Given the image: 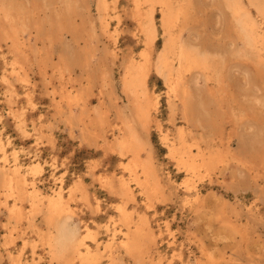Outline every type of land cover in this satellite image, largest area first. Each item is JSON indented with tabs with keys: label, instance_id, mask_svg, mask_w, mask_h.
<instances>
[{
	"label": "rangeland",
	"instance_id": "rangeland-1",
	"mask_svg": "<svg viewBox=\"0 0 264 264\" xmlns=\"http://www.w3.org/2000/svg\"><path fill=\"white\" fill-rule=\"evenodd\" d=\"M14 1L17 5L16 2L21 0ZM27 1L22 0L17 6L26 19L25 27L19 33H22L21 52L27 55L24 74L28 82L10 73L12 66L9 61L13 54L8 50L12 49V40L10 42V38L4 35L0 41V138L9 157L7 165L1 162L0 169L13 171L17 159L22 175L34 180V186L44 197L53 193L56 187L58 189L63 181L68 214H73L68 220L69 224L75 225L77 238L82 237L87 229L95 236L85 238L90 248L96 251L97 259L93 264H264V62L260 61L261 58L264 60V51L259 55L256 49L244 43L237 16L225 3L227 0H184L185 3L176 0L186 8L179 14L174 30L182 36L181 40L189 42L191 48H201L206 44L211 48H221L216 57L227 86L222 89L224 92L220 90L216 104L210 106L211 114L217 118L216 123L221 128L214 134L219 158L211 167L199 166L195 172L172 156L167 144L178 138L179 130H184L185 137L192 144V153L196 155L194 144L201 142L204 128L212 135L211 131L217 125L201 126V107L198 97L195 99L204 84L200 68L190 66L182 71L193 95L185 113L181 100L172 93L170 83L154 65L167 37L161 26V3L141 0V9L152 12L157 26L155 40L151 43L139 17H136V0H105L108 4L105 11L99 6L102 0ZM239 1L264 38V0L260 1L261 6L249 0ZM253 6L263 9L260 12V8L258 11ZM144 50L150 53L146 89L154 114L151 113L147 121L136 116L133 120L144 144L140 156L142 159L150 158L158 180L151 195L144 193L125 169L130 156L123 159L106 145L124 132V120L120 118L119 109L126 110V115L130 114L132 103L120 84L125 63L142 61ZM192 72H196L195 75ZM6 76L9 78L5 79ZM192 76L200 79H197L198 84L193 83ZM7 81L14 90L9 89ZM29 93L31 96L28 97ZM79 93L83 94L82 99L72 101V104L66 98L68 94L74 96ZM98 114L105 117L104 125L100 127L90 123ZM33 162H38L42 169L40 172H30ZM107 176L113 178L112 184L127 180L132 195H123L119 189L107 184L103 180ZM77 180L82 181L85 190H77L71 198L69 192ZM1 186L2 182L0 199H4ZM12 202L10 198L7 205ZM43 204L42 210L30 213V202L23 200L24 216L15 222L8 217L5 205L0 203V264H13L17 258L18 264H31L33 258L32 264H57L53 257L56 247L51 250L46 244L49 226L44 215L46 204ZM118 206L127 209L134 225L141 223L145 227L139 239L141 251H128L122 245L125 226Z\"/></svg>",
	"mask_w": 264,
	"mask_h": 264
},
{
	"label": "bare ground",
	"instance_id": "bare-ground-1",
	"mask_svg": "<svg viewBox=\"0 0 264 264\" xmlns=\"http://www.w3.org/2000/svg\"><path fill=\"white\" fill-rule=\"evenodd\" d=\"M16 1V0H15ZM14 1V2H15ZM19 1V0H18ZM22 1V0H21ZM19 1V2H21ZM29 1V0H28ZM27 1V2H28ZM33 1V0H32ZM48 1V0H47ZM145 2L148 1H154V0H143ZM156 1V0H155ZM160 2L161 4V12H162V24L161 26L164 28L165 32L167 33V37L164 40V43L159 51V54L157 56V61L156 64H154L157 68V70L159 71L160 74H162V76H164L165 80L170 83L171 89L175 94V96L177 95L178 98L181 100L183 108H184V112L187 113L188 109H189V102L192 103L193 100V95L190 92V88L191 86L186 84L184 79V74L182 73V71L184 70V68L186 67V69L190 66L194 67L197 66L198 68H200V74L203 78V86L201 88V92L199 93L198 96H195V99L199 100V106L201 107V111L200 112V118L202 119L201 122V126L205 127L207 125H211L214 124V126L216 127L217 123H216V117L211 114L210 111V106L213 103L214 105L216 104V102L220 99V95L219 92L220 90H224L225 84H224V74L221 71V69L219 68V60H217L216 56H219V49H221L218 46H215V48H211V45H204L201 48H191L189 46V42L186 40H181L180 34L178 32H176L174 30V26L177 24L178 19H179V14H181V12H184V8H186L184 5L182 6L181 4H179V1L176 3V0H157V2ZM184 1V0H183ZM261 0H249L248 2L251 3H256L258 4V6H261ZM19 2L16 4L18 5ZM43 2V1H42ZM111 2V1H110ZM120 2V1H119ZM118 2V3H119ZM245 2V0H244ZM247 2V3H248ZM109 3V1H108ZM152 3V2H151ZM185 3V1H184ZM188 2H186L187 4ZM225 3H227V6L229 8H231L233 10V13L237 16L238 19V26L240 27V32L243 36L244 39V43L246 45H248L249 47H253L254 49H256V51L258 52L259 55H261V53L264 51V38L263 36L259 33L260 31L256 30V25L255 23L250 20V18L247 15L246 9L244 8V5L242 4L241 1L239 0H227L225 1ZM260 3V4H259ZM264 3V2H263ZM262 3V4H263ZM29 4V3H28ZM47 4V3H46ZM57 4V3H56ZM114 4V3H113ZM121 4V3H120ZM17 5H15L13 3V0H0V41L2 39V37H9L10 38V42L12 40V46L9 49L8 52H10L12 55L9 64H11L12 69L10 70V73L13 76H17L19 78H21V80H23L24 82L28 80L26 79V76L24 74V70L26 69L25 67V63L26 62V54L21 52V46H20V34L19 33L24 27H25V18L23 16L22 13V9L19 8ZM27 5V4H26ZM59 5V4H58ZM144 5V4H143ZM147 5V4H146ZM181 5V6H180ZM249 5V4H248ZM247 5V6H248ZM253 5V4H251ZM264 5V4H263ZM46 6V5H44ZM43 6V7H44ZM57 6V5H55ZM99 6L102 8V11H105L108 9V4L105 0H102L99 2ZM113 6V5H112ZM121 6V5H120ZM126 6V5H125ZM133 6V5H132ZM145 6V5H144ZM24 7V5L22 6ZM113 7H117V6H113ZM122 7V6H121ZM130 7V5H129ZM160 7V6H159ZM254 7V6H253ZM25 8V7H24ZM27 8V7H26ZM112 8V7H111ZM124 8V7H122ZM127 8V7H126ZM158 8V5H157ZM256 8V7H254ZM260 8V7H258ZM258 8H256V10H258ZM40 9V8H39ZM129 9V8H128ZM153 9V6H152ZM260 8V12H261ZM28 10V9H27ZM25 10V11H27ZM73 10V9H72ZM133 10V9H132ZM151 10V9H150ZM251 10V9H250ZM43 11V10H42ZM46 11V10H45ZM48 11V10H47ZM46 11V12H47ZM130 11V10H129ZM136 14L138 16H135L139 19L140 24L142 26V28L144 29L146 36L149 38V42H154L155 37H156V27H155V20L153 18L152 12H144L141 9V0H136V7L135 10ZM160 11V10H159ZM259 11V10H258ZM41 12V11H40ZM53 11H49L47 13H52ZM65 12V10H64ZM73 12V11H72ZM121 12V11H120ZM44 14V12H42ZM66 13V12H65ZM70 13V12H69ZM114 13V12H112ZM119 13V12H118ZM116 13V14H118ZM131 13V12H130ZM259 13V12H257ZM25 14V12H24ZM28 14V13H27ZM62 14V13H61ZM107 14V13H106ZM126 14V13H124ZM157 14V13H156ZM161 14V13H160ZM53 15V14H52ZM102 15V14H100ZM104 15V14H103ZM109 15V14H108ZM115 15V14H114ZM113 15V16H114ZM129 15V14H128ZM158 15V14H157ZM45 17V15H43ZM49 16V15H48ZM65 16V15H64ZM62 16V17H64ZM68 16V15H67ZM107 16V15H106ZM112 16V15H111ZM118 16V15H117ZM251 17L253 15H250ZM42 17V16H41ZM60 17V16H58ZM102 16H100V20ZM105 17V16H104ZM120 17V15H119ZM160 17V16H159ZM158 17V18H159ZM31 18V17H30ZM36 18V17H35ZM67 18V17H66ZM65 18V19H66ZM69 18V17H68ZM112 17H110L111 19ZM117 18V17H116ZM156 18V17H155ZM256 18V17H255ZM34 19V18H33ZM37 19V18H36ZM47 19V18H46ZM62 19V18H61ZM71 19V18H69ZM104 19V18H103ZM157 19V18H156ZM161 19V18H159ZM259 20V18H257ZM29 20V19H28ZM32 20V18H31ZM45 20V19H44ZM53 20V18H52ZM136 20V19H135ZM35 21V19H34ZM38 21V20H37ZM51 21V20H50ZM59 21V20H58ZM56 21V22H58ZM63 21V20H62ZM65 21V20H64ZM69 21V20H68ZM106 21V20H104ZM119 21V18H118ZM117 21V22H118ZM235 21V20H234ZM33 22V21H32ZM36 22V21H35ZM55 22V23H56ZM71 23V21H69ZM112 22V21H111ZM256 22V21H255ZM258 22V21H257ZM262 22V21H261ZM159 23V22H158ZM264 23V22H263ZM34 24V23H33ZM61 24V21L60 23ZM64 24V23H62ZM102 24V23H101ZM39 25V24H37ZM58 25V24H57ZM180 25V24H179ZM30 26V25H29ZM36 26V25H34ZM103 26V25H102ZM178 26V25H177ZM260 26V25H258ZM257 26V27H258ZM61 27V26H60ZM65 27V25H64ZM63 27V29H64ZM108 27V25H107ZM105 26V28H107ZM32 28V27H30ZM29 28V29H30ZM59 28V27H58ZM177 28V27H176ZM35 29V27H34ZM33 29V30H34ZM62 30V28H60ZM59 29V30H60ZM108 29V28H107ZM158 29V28H157ZM258 29V28H257ZM112 30V29H111ZM110 30V31H111ZM138 30V29H137ZM142 30V29H141ZM178 30V29H177ZM30 31V30H29ZM32 31V29H31ZM35 31V30H34ZM108 31L109 30H106ZM143 31V32H144ZM45 32V31H44ZM49 33V31H47ZM52 32V31H51ZM107 32V35H108ZM158 32V31H157ZM28 33V32H27ZM54 33V32H53ZM106 33V32H105ZM139 33V31H138ZM144 33V34H145ZM25 34V33H24ZM35 34V33H34ZM111 34V33H110ZM109 34V35H110ZM160 34V33H159ZM5 35V36H4ZM115 35V33H114ZM34 36V35H33ZM37 36V35H35ZM139 36V34H138ZM166 36V35H165ZM24 37V36H23ZM46 37V36H45ZM44 37V38H45ZM110 37V36H109ZM112 37V34H111ZM147 37H145L147 39ZM25 38V37H24ZM23 38V40H24ZM37 38V37H36ZM42 38V36H41ZM40 38V39H41ZM6 39V38H5ZM30 39V38H29ZM28 39V40H29ZM39 39V40H40ZM141 39V38H140ZM47 40V39H46ZM138 40V39H137ZM145 40V39H142ZM141 40V41H142ZM147 40V41H148ZM3 41V40H2ZM31 42H34V40H30ZM38 41V40H37ZM29 42V41H27ZM30 42V43H31ZM36 42V41H35ZM44 40H43V44H44ZM147 42V43H149ZM24 43V42H23ZM144 43V42H143ZM7 44V43H6ZM11 44V43H10ZM22 44V43H21ZM4 45V44H3ZM26 45V44H25ZM38 45V44H37ZM144 45V44H143ZM146 45V43H145ZM151 45V44H149ZM153 45V44H152ZM155 45V43H154ZM23 46V45H22ZM31 45H29L30 48ZM2 47L1 42H0V48ZM48 47V46H47ZM157 47V46H156ZM32 48V47H31ZM116 48V47H114ZM118 48V47H117ZM148 48V47H147ZM151 48V47H150ZM23 49V47H22ZM25 49V48H24ZM40 49V47L38 48V50ZM105 50H107V48H105ZM109 50V49H108ZM155 50V49H154ZM110 51H112L110 49ZM109 51V52H110ZM39 52V51H38ZM134 52V51H133ZM3 53H7V52H2ZM107 53V52H106ZM112 54H114L113 52H111ZM118 53V52H117ZM9 54V53H7ZM110 54V53H109ZM39 55V54H38ZM119 55V54H116ZM153 55V54H152ZM1 56V55H0ZM4 56V55H2ZM30 56V55H29ZM142 61L140 62H135L131 61L128 65L127 62L126 67H125V72L122 78V83H120L121 85H123V90H124V94H127L130 97L131 100V108H130V114L126 115L124 112L126 110H120V118H122L124 120V132L123 134L114 139L112 142H110L109 144L106 143V145L117 151V153H119L121 156L124 157L126 156H130L129 160L125 163L124 167L127 171H129L130 175L132 176V179L135 181V184L146 194L151 195L152 193L155 192L156 188H157V176H156V172L155 169L152 165V162L150 160V158H146V159H142L140 154L141 151L144 149V144L143 142L140 140L139 135L136 132L135 126H134V120L133 117L136 116L137 118H139L141 121H147L148 118L151 115V108H152V102L150 101V99L147 96V85H146V79L147 75H148V69L150 66V53L147 50H144L142 52ZM7 57V56H6ZM123 57V56H122ZM132 54L130 56V60H131ZM135 57V56H134ZM140 57V56H139ZM156 57V56H155ZM246 58V57H244ZM136 59V57H135ZM153 59V58H152ZM253 59V58H252ZM257 59V58H256ZM255 59V60H256ZM2 60V59H1ZM44 60V59H43ZM64 60V59H63ZM105 60V59H103ZM137 60V59H136ZM141 60V59H140ZM5 61V60H2ZM262 62H264V60L261 58ZM122 62V61H121ZM152 63V61H151ZM7 64V63H4ZM8 64V65H9ZM124 64V65H125ZM123 65V66H124ZM27 66V65H26ZM106 67V66H105ZM108 67V66H107ZM155 68V67H154ZM229 68V67H228ZM59 69V68H57ZM104 69V68H102ZM153 69V68H152ZM195 69V68H193ZM225 69V68H224ZM258 69V68H257ZM260 69V68H259ZM262 69V68H261ZM27 70V69H26ZM189 70V69H188ZM192 70V69H191ZM226 71L229 72V70L226 69ZM8 72V71H7ZM111 72V71H110ZM184 72V71H183ZM187 72V71H186ZM197 72V70H196ZM196 72H192L195 73ZM231 72V71H230ZM104 73V72H103ZM102 73V74H103ZM191 73V71L189 72ZM263 73V71H262ZM109 74V73H108ZM123 74V73H122ZM158 74V73H157ZM177 76H176V75ZM198 74V73H197ZM196 74V76H198ZM229 74V73H228ZM260 75V74H259ZM262 75V74H261ZM264 75V74H263ZM106 76V75H104ZM173 76H176L175 78H173ZM190 76V75H189ZM187 76V77H189ZM192 76V81H194L193 83L198 84V79L197 77ZM229 76V75H228ZM7 77L9 78V76H6L5 79H7ZM262 77V76H261ZM1 78V77H0ZM18 78V79H19ZM105 78V77H104ZM195 80H194V79ZM14 79V78H13ZM103 79V78H102ZM163 79V78H162ZM190 79V80H191ZM198 79V80H197ZM226 79V78H225ZM149 80V79H148ZM2 81V80H1ZM121 81V79H120ZM4 82V81H3ZM8 82V81H7ZM21 82V81H20ZM229 82V78L228 81ZM5 83V82H4ZM148 83V82H147ZM9 84V89L12 91L14 90L11 86V84L8 82ZM27 84V83H25ZM166 84V83H165ZM8 86V85H7ZM194 86V85H193ZM229 86L230 82H229ZM6 87V86H5ZM150 88V87H149ZM122 90V91H123ZM222 90V91H223ZM230 90V89H229ZM228 90V91H229ZM7 92V91H6ZM169 91H167L168 93ZM171 92V91H170ZM169 92V93H170ZM224 92V91H223ZM227 92V91H226ZM231 92V91H230ZM152 94V93H151ZM150 94V95H151ZM228 94H230L228 92ZM232 94V92H231ZM16 95V94H15ZM82 93L76 94V95H66V98H68L70 101V103L72 104V101H78L79 99H82ZM168 95V94H166ZM172 95V94H171ZM227 95V94H226ZM224 94V96H226ZM31 96V93L28 94V97ZM152 96V95H151ZM158 96V95H157ZM228 96V95H227ZM234 97V96H233ZM12 98V97H11ZM236 98V97H235ZM126 99V98H125ZM168 99V98H167ZM222 99V98H221ZM228 101V98H226ZM237 99V98H236ZM10 100V99H9ZM177 100V99H176ZM129 101V100H128ZM167 101V100H166ZM174 101V100H173ZM10 102V101H9ZM127 102V101H126ZM130 102V101H129ZM74 103V102H73ZM79 103V102H78ZM115 104V103H114ZM80 105V103H79ZM116 105V104H115ZM114 105V106H115ZM129 106V105H128ZM129 106V107H130ZM109 107V106H107ZM106 107V108H107ZM127 107V106H126ZM172 107V106H171ZM181 107V106H180ZM259 107V106H258ZM83 108V114L86 112L85 106L82 107ZM116 108V107H115ZM178 108V107H177ZM118 109V108H117ZM174 109V108H173ZM180 109V108H178ZM107 110V109H106ZM110 110V108H109ZM1 111V110H0ZM16 111V110H15ZM85 111V112H84ZM180 111V110H179ZM182 111V110H181ZM161 112V111H160ZM241 112V110H240ZM15 113V112H14ZM13 113V114H14ZM73 114V113H72ZM82 114V115H83ZM154 114V113H153ZM161 114V113H160ZM82 115H81V120H82ZM16 116V115H15ZM75 116V114H74ZM85 116V114H84ZM155 115H153L154 117ZM114 117V116H113ZM116 117V116H115ZM156 117V116H155ZM154 117V118H155ZM158 117V116H157ZM156 117V118H157ZM177 117V116H176ZM71 118V117H70ZM94 118V117H93ZM118 118V117H116ZM116 118H114L116 120ZM119 118V119H120ZM178 118V117H177ZM20 119V118H19ZM73 119V118H72ZM84 119V118H83ZM92 119V118H91ZM70 120V119H69ZM78 120V119H77ZM160 120V119H159ZM109 121V120H108ZM122 121V120H121ZM153 121V120H152ZM89 122V121H88ZM87 122V123H88ZM105 122V117L101 116V115H96V117L94 119H92V121H90L91 124L94 125H99L103 126ZM110 122V121H109ZM117 122V121H116ZM156 122V121H155ZM163 122V121H162ZM86 123V122H85ZM89 123V124H90ZM88 124V125H89ZM112 124V123H111ZM122 124V123H121ZM153 124V123H152ZM159 124V123H158ZM176 124V123H175ZM183 124V123H182ZM22 125V124H21ZM110 125V123H109ZM154 125V124H153ZM162 126V125H161ZM177 126V125H176ZM182 126V125H181ZM180 126V127H181ZM120 127V126H119ZM185 127V126H184ZM102 128V127H101ZM106 128V126L104 127ZM146 128V127H145ZM187 128V127H186ZM219 126L217 125V128L211 131V134L214 135L215 133L217 134L221 128H219ZM92 129V128H91ZM112 129V128H111ZM122 129V130H123ZM148 129V127H147ZM183 129V128H182ZM194 129V128H193ZM118 130V129H117ZM116 130V131H117ZM159 130V129H158ZM167 130V129H166ZM175 130V129H174ZM198 130V129H197ZM171 131V128H170ZM192 131V130H191ZM151 132V131H150ZM163 132V131H162ZM166 132V131H165ZM103 133V132H102ZM112 133V132H111ZM119 133V132H117ZM121 133V132H120ZM171 133V132H170ZM209 133V134H207ZM116 134V133H115ZM112 135V134H110ZM171 135V134H170ZM173 135V134H172ZM197 135V134H196ZM210 135V131H207L204 128V132L201 134V142L199 143H195L194 145L197 148V152L196 155H194L192 153V144L188 142V137H185V132L184 130H179V134H178V138L171 142L168 145V151L170 152V154L174 157H176L178 159V161L180 163H183L185 165L189 166V170L191 171H197L199 166H206V167H211L213 165V163L216 162V160L219 158V150L215 147L217 145V143H215L214 140V136ZM107 136V135H106ZM105 136V137H106ZM151 136V135H150ZM104 137V136H103ZM102 137V138H103ZM108 137V136H107ZM117 137V135H116ZM176 137V135H175ZM110 138V137H109ZM163 138V136H162ZM173 138V137H172ZM164 140H166L165 138H163ZM192 139V137H191ZM197 139V138H195ZM2 139L0 138V143ZM162 140V139H161ZM199 140V139H198ZM197 140V141H198ZM105 141H107V139H105ZM190 141V139H189ZM195 141V140H193ZM164 144V143H163ZM230 144V143H229ZM104 144V146H106ZM103 146V147H104ZM167 147V146H166ZM224 148V147H223ZM105 149L107 150V148L105 147ZM109 149V150H111ZM0 151L2 152V156H0V164L1 162L7 165V157L8 154H6L5 152V147L3 146V144H0ZM116 153V152H115ZM118 155V154H117ZM119 156V155H118ZM128 156V157H129ZM145 156V155H144ZM16 157V155H15ZM175 158V159H176ZM9 159V157H8ZM16 159V158H15ZM122 159V160H123ZM34 161V160H33ZM177 161V160H175ZM124 162V161H123ZM177 163V162H176ZM177 163V164H180ZM10 164V163H9ZM2 165V164H1ZM30 165V164H29ZM181 165V164H180ZM10 166V165H8ZM25 168V166H24ZM27 168V166H26ZM25 168V170H27ZM185 168V166H184ZM141 169V170H139ZM22 167L21 164H19V161L16 159L15 161V166L13 167V171H7L6 169H0V173L2 175V191L1 193H3L4 195V199H0V203L5 205L6 209H7V215L10 219H12L13 221L15 220V222H18L19 220H21L24 216V209L22 206V201L23 200H28L30 202V213H36L39 210H42L43 207L41 204H43L42 202H45L44 204H46V210H45V214L43 212V214L46 216V221H47V225L49 226V230L46 234V244L49 247V249L54 250L56 247V251H54L53 253V257L56 258L57 260V264H77L76 260L79 261L78 264H93L95 262L96 258V251L95 249H91L90 246L86 243L85 238L88 236H91V232L90 229L85 230L84 234L82 237L77 238V230L76 228H74L75 225H71L69 224V218L70 215L73 214H68L69 209H67L66 207V202H65V194H64V187H63V181L61 180V185L58 186L54 189L53 193H50L49 195L45 196L42 195V193H40V191L38 190V188H36L34 186L35 181L34 180H30L28 179L27 175H22ZM29 170V169H28ZM27 170V172H29ZM30 172L32 173H38L40 172V165L38 164V162H33L32 163V167L30 168ZM91 170V169H90ZM186 170V169H185ZM21 171V172H20ZM188 171V170H187ZM202 171V170H201ZM142 173V174H140ZM190 174V172H187ZM105 174V173H104ZM193 174V173H192ZM37 175V174H36ZM123 175V174H122ZM121 175V176H122ZM160 175V174H159ZM115 176V175H114ZM126 176V175H125ZM166 176V175H164ZM163 176V177H164ZM76 178V177H75ZM81 178V177H80ZM130 178V177H129ZM63 179V178H62ZM113 178H111L110 176L104 177L103 180L107 183L110 184L111 187L113 188H117L119 189V192H121V194L123 195H132V189H131V185L128 183L127 180L122 179L120 180L119 183L116 184H112ZM116 179V177H115ZM101 184V183H100ZM134 184V183H133ZM83 183L81 180H77L74 185L71 187L70 192H69V197H73L74 194L76 193L77 190H82L83 188L85 190V187L82 186ZM103 186V185H102ZM107 187V186H106ZM105 187V188H106ZM41 188V187H40ZM90 190V189H89ZM140 190V191H141ZM48 192V190H47ZM50 192V191H49ZM67 192V191H66ZM89 192V191H88ZM92 192V191H91ZM134 192V191H133ZM2 195V194H1ZM2 195V197H3ZM78 195V194H77ZM97 196V195H96ZM156 196V195H155ZM1 197V196H0ZM98 197V196H97ZM12 198L13 202L11 204L7 205V201ZM45 198V201H44ZM93 198V196H92ZM68 199V198H67ZM76 199V197H75ZM136 199V198H135ZM90 200V199H89ZM95 200V199H94ZM99 200V199H98ZM146 200V199H145ZM152 200V199H151ZM91 201V200H90ZM89 201V204H91ZM148 201V200H147ZM146 201V202H147ZM88 203V202H87ZM85 204L86 206L89 204ZM43 204V205H44ZM84 204V202H83ZM149 204V203H148ZM97 205V204H96ZM147 205V204H146ZM27 206V208H28ZM94 206V205H93ZM1 207V206H0ZM99 207V206H98ZM73 208V207H72ZM119 210H120V214H121V220L123 222V225L125 226V230H124V234H123V242L122 245L128 250V251H141V247L139 246V239L140 236L143 233V226L141 223H137L134 225L132 218L130 216V214L128 213L127 209L124 206H118ZM29 209V208H28ZM100 209V208H99ZM129 209V208H128ZM27 210V209H25ZM99 211V210H98ZM117 211V210H116ZM134 211V210H133ZM137 211V210H136ZM27 212V211H26ZM42 212V211H41ZM29 213V215H30ZM64 213H66L64 215V217H61ZM28 216V214H26ZM145 215V214H144ZM136 216V215H135ZM30 217V216H29ZM43 217V215H42ZM28 218V217H27ZM138 218V217H137ZM26 219V217H25ZM24 219V220H25ZM82 219V218H81ZM118 219V218H117ZM27 220V219H26ZM25 220V221H26ZM31 220V219H30ZM44 220V219H43ZM79 220V219H78ZM28 221V220H27ZM33 221V220H32ZM114 221V220H113ZM11 222V221H10ZM29 222V221H28ZM36 222V221H35ZM74 222V221H73ZM81 222V221H80ZM31 223V222H30ZM114 223H117L114 221ZM31 225V224H30ZM79 225V224H78ZM151 225V224H150ZM27 227V226H26ZM31 228V227H30ZM12 229V228H11ZM18 229V228H17ZM110 229V228H109ZM116 229V228H115ZM13 231V230H11ZM111 231V230H110ZM37 232V231H36ZM10 233V232H9ZM21 234V233H20ZM23 234V233H22ZM10 235V234H9ZM95 237V236H94ZM109 238V237H108ZM110 239V238H109ZM98 240V239H97ZM121 240V239H120ZM119 240V241H120ZM92 241V240H91ZM115 241V240H114ZM118 241V242H119ZM90 242V241H88ZM99 243V241H98ZM121 243V241H120ZM11 244V243H8ZM27 245V244H26ZM92 246V245H91ZM99 246V245H98ZM93 247V246H92ZM9 249V248H8ZM124 250V249H123ZM11 250H9L8 252H10ZM18 251V250H17ZM20 251V250H19ZM13 252V251H12ZM50 252V251H49ZM100 253H102L100 251ZM114 253V252H113ZM1 254V253H0ZM10 254V253H9ZM7 254V255H9ZM22 254V252H21ZM159 254V253H158ZM12 255V254H11ZM14 255V254H13ZM105 255V254H104ZM160 255V254H159ZM16 256V254H15ZM123 256V255H122ZM2 257V256H1ZM145 257V256H144ZM9 258V257H8ZM11 258V257H10ZM15 258V257H14ZM20 258V256H19ZM105 258V257H104ZM103 258V259H104ZM18 259V258H17ZM14 259L13 260V264H18V260ZM34 259V258H33ZM32 259V260H33ZM124 259V258H123ZM136 259V258H135ZM9 260V259H8ZM30 261L31 264L33 263V261ZM24 261V260H23ZM28 261V262H29ZM26 262V261H25ZM27 262V263H28ZM158 262V261H157ZM20 264V263H19ZM160 264V263H159Z\"/></svg>",
	"mask_w": 264,
	"mask_h": 264
}]
</instances>
